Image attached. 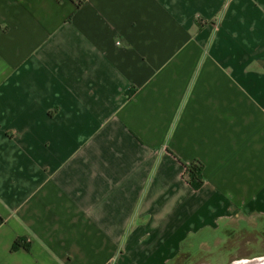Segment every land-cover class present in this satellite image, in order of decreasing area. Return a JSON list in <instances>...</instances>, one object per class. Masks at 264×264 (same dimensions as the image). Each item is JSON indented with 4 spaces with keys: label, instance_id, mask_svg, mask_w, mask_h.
Wrapping results in <instances>:
<instances>
[{
    "label": "crops",
    "instance_id": "0c3cea01",
    "mask_svg": "<svg viewBox=\"0 0 264 264\" xmlns=\"http://www.w3.org/2000/svg\"><path fill=\"white\" fill-rule=\"evenodd\" d=\"M263 235L264 0H0V264H264Z\"/></svg>",
    "mask_w": 264,
    "mask_h": 264
},
{
    "label": "trees",
    "instance_id": "16d2710c",
    "mask_svg": "<svg viewBox=\"0 0 264 264\" xmlns=\"http://www.w3.org/2000/svg\"><path fill=\"white\" fill-rule=\"evenodd\" d=\"M129 90L127 89L126 93ZM183 171L182 175L185 181L192 187L197 188L202 183V164L197 159H193L187 163H182ZM18 247H22L24 249H28V242L24 239V237H16L13 239L10 245V249H16Z\"/></svg>",
    "mask_w": 264,
    "mask_h": 264
},
{
    "label": "rangeland",
    "instance_id": "374dc122",
    "mask_svg": "<svg viewBox=\"0 0 264 264\" xmlns=\"http://www.w3.org/2000/svg\"><path fill=\"white\" fill-rule=\"evenodd\" d=\"M257 235V234H256ZM259 236H261L260 234L259 235H257L256 237L257 238H259ZM262 237V236H261ZM263 237H264V235H263ZM260 244H264V238L260 241V239H257L256 240V242L255 243H251V244H248V246H247V248H249V250L250 251H258L259 249V247L258 246H260ZM235 248H233L232 247V249H231V252L234 250ZM260 251H262V250H260ZM204 252V251H203ZM245 252V254L247 255V254H251L249 251H244ZM246 252H248V253H246ZM264 252V251H263ZM203 255V254H202ZM208 256H207V259L208 260H212V259H214L215 258V255L216 256H218L216 253L213 255V253H211V254H207ZM204 256H206V255H204ZM198 257H200V255H197V258ZM199 260V262L201 261V258H199L198 259ZM192 261L193 262H195L196 260L195 259H192ZM185 264H187V263H185ZM199 264H201V263H199Z\"/></svg>",
    "mask_w": 264,
    "mask_h": 264
}]
</instances>
